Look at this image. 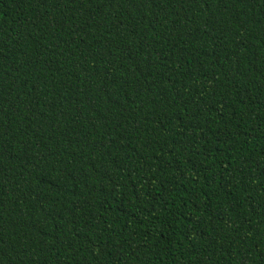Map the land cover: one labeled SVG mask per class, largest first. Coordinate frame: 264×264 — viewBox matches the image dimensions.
Wrapping results in <instances>:
<instances>
[{
  "label": "trees",
  "instance_id": "trees-1",
  "mask_svg": "<svg viewBox=\"0 0 264 264\" xmlns=\"http://www.w3.org/2000/svg\"><path fill=\"white\" fill-rule=\"evenodd\" d=\"M0 264H264V0H0Z\"/></svg>",
  "mask_w": 264,
  "mask_h": 264
}]
</instances>
